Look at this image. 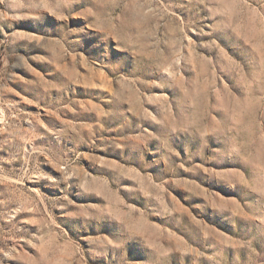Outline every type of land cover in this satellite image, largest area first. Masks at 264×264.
I'll use <instances>...</instances> for the list:
<instances>
[{"label": "rangeland", "instance_id": "1", "mask_svg": "<svg viewBox=\"0 0 264 264\" xmlns=\"http://www.w3.org/2000/svg\"><path fill=\"white\" fill-rule=\"evenodd\" d=\"M0 264H264V0H0Z\"/></svg>", "mask_w": 264, "mask_h": 264}]
</instances>
